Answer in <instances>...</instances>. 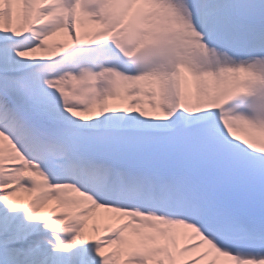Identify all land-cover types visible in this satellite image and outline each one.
Masks as SVG:
<instances>
[{"label": "snow or ice", "instance_id": "snow-or-ice-1", "mask_svg": "<svg viewBox=\"0 0 264 264\" xmlns=\"http://www.w3.org/2000/svg\"><path fill=\"white\" fill-rule=\"evenodd\" d=\"M0 264H264V0H0Z\"/></svg>", "mask_w": 264, "mask_h": 264}]
</instances>
